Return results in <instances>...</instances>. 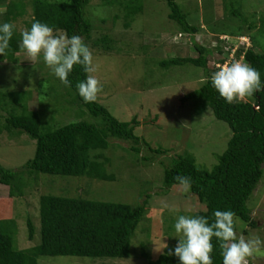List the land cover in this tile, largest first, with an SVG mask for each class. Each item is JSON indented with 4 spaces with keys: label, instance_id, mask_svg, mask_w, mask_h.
<instances>
[{
    "label": "rangeland",
    "instance_id": "374dc122",
    "mask_svg": "<svg viewBox=\"0 0 264 264\" xmlns=\"http://www.w3.org/2000/svg\"><path fill=\"white\" fill-rule=\"evenodd\" d=\"M176 2L189 24L199 29L195 43L212 51L209 75L220 68V60L225 57L226 64L246 63L242 57L236 58L231 47L248 46L264 54V0ZM86 10L94 26L87 44L96 67L91 75L101 86L95 101L120 122L137 118L140 125L135 134L153 149L168 153L153 163L145 162L142 158L148 152L138 155L130 150L129 143L111 139L110 148L104 153L112 160L108 169L116 180L40 174L27 177L22 196L14 198L8 187L0 185V220L15 221L16 248L27 250L41 242L40 198L44 195L132 206L148 200L146 214L132 238L129 258L42 256L37 264H155L160 255L178 243L173 228L175 219L206 209L189 188L175 185L165 189V167L175 157L189 155L200 168L211 171L227 150L232 131L215 117L205 100L182 102L185 95L206 83L204 69L193 65L169 69L161 66L162 61L199 55L193 36L185 34L170 18L171 10L165 0H91ZM33 13V0H0V23H13L18 36L30 29ZM54 34L66 36L64 32ZM219 39H227V43L223 45ZM16 57V62L0 60V93H14L15 98V106L11 99L6 113L13 108L19 114L38 111L46 132L81 121L101 122L82 107L77 94L54 76L42 57L33 59L22 46ZM3 114L0 111V127ZM35 151L36 141L28 135L0 133V164L5 168H22L34 158ZM248 206L257 227L236 218L237 237L264 240V174ZM29 219L36 230L33 241L29 239ZM247 264H264V249L249 257Z\"/></svg>",
    "mask_w": 264,
    "mask_h": 264
},
{
    "label": "trees",
    "instance_id": "16d2710c",
    "mask_svg": "<svg viewBox=\"0 0 264 264\" xmlns=\"http://www.w3.org/2000/svg\"><path fill=\"white\" fill-rule=\"evenodd\" d=\"M171 10L170 18L177 22L185 34L193 36L198 52L197 58H173L162 61L161 66L169 69L175 66L193 65L205 70L206 83L182 98L205 100L215 117L228 124L232 136L227 150L219 158L218 164L210 171L200 168L193 156L175 157L171 165L165 167V189L179 185L177 176L191 179V193L206 206L194 215H203L214 220L215 210H231L234 220L239 218L250 227L257 223L252 216L248 202L256 191L264 174V54L254 48L240 47L236 58H243L247 64L261 73V89L244 99L228 103L215 90L209 75V57L212 51L195 43L194 36L199 29L189 24L176 0H165ZM33 22L47 23L54 32H64L67 37L80 35L87 45L92 38L93 23L87 17V7L91 0H66L50 2L33 0ZM139 11V10H138ZM129 16V15H128ZM131 17V16H129ZM251 29L253 28L250 27ZM183 36V35H181ZM22 37L15 34L9 46L0 52L3 62H16L21 51ZM223 45L227 42L219 39ZM234 48L231 47L230 51ZM230 54V53H229ZM229 56V55H228ZM228 62V57L220 60V66ZM236 62V61H234ZM232 62V63H234ZM218 70V69H217ZM82 67L75 66L69 74L70 85L82 107H85L100 123L81 121L68 124L54 131L43 130V120L39 112L19 114L13 108L9 113V101L14 93H0V111L4 119L0 133L28 135L36 141L33 159L20 169H8L0 164V185L10 190L11 198L22 196L27 185V177L36 178L40 174L62 177H84L93 180L114 181L110 174L112 160L105 155L110 148V140L130 144V150L145 162H155L168 152L153 149L150 144L135 134L140 122L134 118L130 122H120L109 110L96 101L85 103L79 96L76 84L85 79ZM11 102V103H12ZM9 105V106H8ZM15 106V103L13 102ZM148 208V200L138 206L123 203H109L84 198H67L44 195L40 198L41 242L38 246L18 250L16 248L17 225L12 219L0 220V264H37L39 257L77 256L96 259H126L130 256L131 242ZM29 239L34 240L36 230L33 222L27 221ZM237 235V225L235 223ZM213 264H223L220 243L213 238ZM160 255L155 264H180L179 259L169 252Z\"/></svg>",
    "mask_w": 264,
    "mask_h": 264
},
{
    "label": "clouds",
    "instance_id": "9594fccd",
    "mask_svg": "<svg viewBox=\"0 0 264 264\" xmlns=\"http://www.w3.org/2000/svg\"><path fill=\"white\" fill-rule=\"evenodd\" d=\"M13 23H0V52L9 46L14 35ZM21 46L33 59L42 57L44 64L62 83L70 85L69 74L75 66L87 74L76 84L79 96L85 103L96 100L101 91L100 82L91 75L96 71L93 52L80 35L71 37L54 34V29L39 20L21 33ZM211 84L226 102L244 99L261 89V73L247 63L234 62L221 66L211 75ZM185 189L191 187V179L175 177ZM214 220L203 215H179L173 224L178 243L169 255H175L180 264H213L212 253L215 238L220 243L223 264H247L249 257L264 249L260 237H237L235 213L231 210H215Z\"/></svg>",
    "mask_w": 264,
    "mask_h": 264
},
{
    "label": "built area",
    "instance_id": "2783aa9c",
    "mask_svg": "<svg viewBox=\"0 0 264 264\" xmlns=\"http://www.w3.org/2000/svg\"><path fill=\"white\" fill-rule=\"evenodd\" d=\"M241 39H244L245 40V38L243 37V38H241ZM223 40H227V39H223ZM246 48H248V46H246ZM239 48L238 47H234V49H233V52H237V50H238ZM220 66V65H219ZM224 66V65H223ZM221 67V66H220Z\"/></svg>",
    "mask_w": 264,
    "mask_h": 264
}]
</instances>
